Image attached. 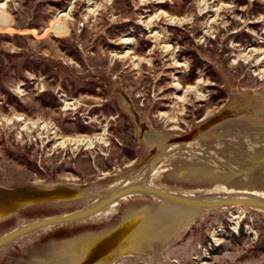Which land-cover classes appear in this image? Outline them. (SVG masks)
Here are the masks:
<instances>
[{"label": "rangeland", "instance_id": "1", "mask_svg": "<svg viewBox=\"0 0 264 264\" xmlns=\"http://www.w3.org/2000/svg\"><path fill=\"white\" fill-rule=\"evenodd\" d=\"M0 33L27 34L46 65L95 83L69 95L49 90L46 71L8 80L0 189L44 195L0 203V236L140 182L264 200V0H0ZM11 36L2 53L20 51ZM186 49L208 68L191 72ZM113 203L20 236L0 247V264H83L98 246L92 264H264V210L226 206L180 228L149 195Z\"/></svg>", "mask_w": 264, "mask_h": 264}, {"label": "water", "instance_id": "2", "mask_svg": "<svg viewBox=\"0 0 264 264\" xmlns=\"http://www.w3.org/2000/svg\"><path fill=\"white\" fill-rule=\"evenodd\" d=\"M133 193H144L146 195H151L159 199H163L165 201L201 209L203 212L214 211V210H217L216 208L218 207L223 208L226 206H236V205L237 206H247V207L264 210V200L251 198V197L197 198V197H192V196H186L184 194H178L176 192L164 191V190H159L156 188L146 187L144 185H133L132 184L124 188H121L119 190L110 192L108 195L103 197L100 201H98L97 203L89 207L80 209L72 213L54 215V216L37 219L23 226L15 228L11 230L10 232L0 236V247L12 242L13 240L19 238L22 235H25L39 228H42L45 226H52L56 224L73 222L76 220L83 219L85 217H89L93 214L98 213L103 208H105L107 205L112 203L113 201L119 198H122L124 196H128ZM39 195L41 196L44 194L41 193L40 190L34 191L30 187H25L19 190L0 189V203L7 205L11 201L16 200V199H21L23 197H32V196L35 197ZM95 244L93 246H95ZM94 248H95L94 251H92L87 256L88 258L86 257L87 260L83 264H86V263L92 264L95 261H98L101 258V256L105 253V250H106L105 249L106 246H103V247L98 246Z\"/></svg>", "mask_w": 264, "mask_h": 264}, {"label": "trees", "instance_id": "3", "mask_svg": "<svg viewBox=\"0 0 264 264\" xmlns=\"http://www.w3.org/2000/svg\"><path fill=\"white\" fill-rule=\"evenodd\" d=\"M41 2V1H40ZM60 9L66 8V3L59 4L58 6ZM29 28H33L34 25L30 24ZM10 36L8 33H0L1 41L9 40ZM28 35L25 33H16L11 36V38H17L18 45L20 51L18 53H2L3 51L0 50V96L4 98V101L14 100L16 97L12 96L11 89L9 83V79L15 78L19 81L26 82L28 80V77L26 75V72L33 73V74H39L42 71H46L43 75L46 78H50L51 84L49 83V88L52 86H61L58 88H61L62 91L69 95H74L79 92H87L89 90H94L95 83L88 82V81H79L76 80L74 75H71L70 71L63 67L62 65H58L59 68L55 65H46L45 61L41 59V57L29 50H26L25 45V38ZM187 35L180 39V41L187 40ZM67 54L77 60L78 62H81L80 55L75 51L74 49L67 50ZM186 55L191 57V61L194 62L191 67V72H195L197 69H199L201 66L203 68L207 67L208 65L205 64V61L200 58V56L197 54L195 49H186L185 53ZM55 67V68H54ZM211 69V67H210ZM212 73L215 75L217 72L212 67ZM78 78V77H77ZM53 80V81H52ZM51 88L49 90H51ZM57 88V89H58ZM53 92H51L52 94ZM41 98V97H40ZM39 98V99H40ZM54 98V96H52ZM112 108V107H111ZM242 232V230H241Z\"/></svg>", "mask_w": 264, "mask_h": 264}, {"label": "bare ground", "instance_id": "4", "mask_svg": "<svg viewBox=\"0 0 264 264\" xmlns=\"http://www.w3.org/2000/svg\"><path fill=\"white\" fill-rule=\"evenodd\" d=\"M148 139V138H147ZM153 141V140H152ZM88 145V147H90V146H92L91 145V143H88L87 144ZM159 167V166H158ZM160 169V168H159ZM157 170V169H156ZM158 173V172H157ZM149 183V182H148ZM133 185H144V186H146V187H151V186H147V185H145V184H141V182H140V184H133ZM163 187V186H162ZM152 188V187H151ZM164 188V187H163ZM167 189V188H166ZM138 195V194H143L144 195V193H133V194H130V195ZM195 194V193H194ZM146 195V194H145ZM208 195V194H207ZM65 196V195H64ZM152 199H154L155 201H157L158 202V204L160 205V210H164V211H166V213H168V212H172L171 211V209L172 210H176V209H178L179 207L177 206V205H180V204H177V203H174V204H171V203H173V202H169V201H165V200H163V199H159V198H157V197H154V196H151V195H149ZM186 196H188V195H186ZM252 196V195H251ZM125 197V196H124ZM256 197V196H255ZM66 199V198H65ZM124 199V198H123ZM62 200V199H61ZM56 201V200H55ZM114 202V201H113ZM112 202V203H113ZM51 203V202H50ZM53 203V202H52ZM112 203H110V204H112ZM90 204V203H89ZM88 204V205H89ZM114 204V203H113ZM117 204V203H116ZM175 204H177V205H175ZM169 206H171V207H169ZM180 206H183V208H181V209H178V210H176V212H177V214H180L181 216H182V220L183 221H185V222H187V224L188 223H191V221H193L194 219H196L199 215H198V212L199 213H201V212H203L201 209H197V208H193V207H188V206H184V205H180ZM218 208H220V207H218ZM218 208H216V209H218ZM257 209V208H256ZM110 213V212H109ZM169 213L167 214V215H160V219H169ZM97 218V217H96ZM101 218V217H100ZM99 218V219H100ZM159 219V220H160ZM180 219H178V221H179ZM121 229V228H120ZM125 229V228H124ZM155 234V233H154ZM162 236H163V234H162V232H160L159 233V237H158V239L160 240L161 238H162ZM171 237V236H170ZM121 238V237H120ZM83 243V242H82ZM85 244V243H84ZM134 245V244H133ZM115 251V250H114ZM82 253V252H81ZM111 260V259H110ZM104 262V261H103ZM69 264H71V263H69Z\"/></svg>", "mask_w": 264, "mask_h": 264}, {"label": "crops", "instance_id": "5", "mask_svg": "<svg viewBox=\"0 0 264 264\" xmlns=\"http://www.w3.org/2000/svg\"><path fill=\"white\" fill-rule=\"evenodd\" d=\"M171 204H174V203H171ZM175 205H177V204H175ZM179 208L178 209H181V208H183V206H180V205H177ZM169 207H171V206H169ZM178 209H176V210H178ZM176 210H174V212L172 213V215H175L176 214V223H177V225H179L180 224V228H182V227H184L185 225H187V222H185V221H183L182 220V216L180 215V214H177V212H176ZM171 211H172V209H171ZM178 219H180L179 221H178ZM168 220V219H167ZM189 224V223H188ZM168 233V232H167ZM162 238H164V235L162 236ZM162 238H161V240H162ZM170 238V237H169Z\"/></svg>", "mask_w": 264, "mask_h": 264}, {"label": "built area", "instance_id": "6", "mask_svg": "<svg viewBox=\"0 0 264 264\" xmlns=\"http://www.w3.org/2000/svg\"><path fill=\"white\" fill-rule=\"evenodd\" d=\"M230 230L236 234L238 232V226H236L235 230H233L232 227H230Z\"/></svg>", "mask_w": 264, "mask_h": 264}]
</instances>
